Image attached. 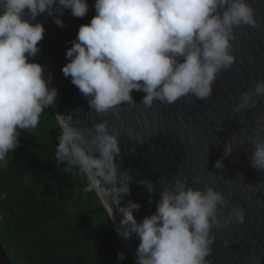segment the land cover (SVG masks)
Masks as SVG:
<instances>
[{
    "label": "clouds",
    "instance_id": "1",
    "mask_svg": "<svg viewBox=\"0 0 264 264\" xmlns=\"http://www.w3.org/2000/svg\"><path fill=\"white\" fill-rule=\"evenodd\" d=\"M66 9L73 17L83 18L89 5L87 0H0V167L7 166L6 157L19 146L21 133L35 129L43 111L53 106L58 96V90L50 87L51 74L45 78L44 68L29 62L41 51L37 45L45 33L42 23L32 22L46 15L58 27H66L57 18ZM94 9L90 24L80 26L71 42L66 52L70 62L62 72L65 78L71 77L96 113L125 102L136 104L133 90L146 93L141 103L149 108L154 101L174 104L189 94L199 100L210 98L218 74L235 63L231 54L234 30L244 25L259 27L255 9L247 0H95ZM259 96H264V81H257L254 89L244 93L233 112L254 107V97ZM59 118L61 134L55 160L66 162L64 171L68 173L71 164L88 174L85 192L99 187L98 178L111 185L103 194L106 201L111 197V204L107 203L112 218V205L122 216L117 235L129 239L136 234L140 240L136 264H210L206 257L215 240L212 228L227 227L234 221L244 223L245 213L238 207H232L223 222L218 218V207L230 206L221 193L211 187L193 189L180 179L161 191L156 212L138 223L133 212L140 204L119 207L121 194H130L132 177L127 173L118 177L114 163L121 151L117 134H109L106 122L99 123L96 136L88 141L82 131L71 126V117ZM261 132L264 128L249 138L253 145L249 163L264 172ZM89 144L99 158L92 148L85 151L82 147ZM131 151L135 154V147ZM231 152L228 143L224 158ZM215 168L222 169V162L217 161ZM139 183L150 195L154 192L152 182ZM117 259L123 261L124 254L118 253Z\"/></svg>",
    "mask_w": 264,
    "mask_h": 264
},
{
    "label": "water",
    "instance_id": "2",
    "mask_svg": "<svg viewBox=\"0 0 264 264\" xmlns=\"http://www.w3.org/2000/svg\"><path fill=\"white\" fill-rule=\"evenodd\" d=\"M247 2L255 9L259 27L244 25L234 30L236 39L231 42V54L236 57L235 63L231 69L218 74L210 98L199 100L189 94L174 104L154 101L149 108L141 103L146 93L133 90L131 96L136 104L128 106L125 102L105 113L91 109L88 100L71 83V77L65 78L62 72L70 62L66 52L76 40L79 27L90 24L96 15L95 0H87L89 11L83 18L73 17L70 9L57 16L66 27H58L46 15H39L32 22L42 23L45 33L37 45L41 51L29 58V62L39 63L44 68L45 78L49 74L53 77L50 87L58 90V96L51 107L60 124L59 116L71 117V126L91 141L96 136L95 125L106 122L109 134L115 132L118 136L121 151L114 158L118 177L123 178V173L132 177L130 194H121L119 207L130 202L140 204L141 208L133 212L140 223L156 212L161 191L180 179L196 190L211 187L229 200L228 208L218 207V218L222 222L232 207L243 209V224L234 221L227 227L212 228L215 240L212 252L206 257L210 264H264V172L249 163L253 151L249 138L264 128V96L254 97V107L233 112L240 97L254 89L257 81H264V0ZM260 135L264 139V132ZM228 143L232 152L224 158ZM82 147L85 151L92 148L99 158L100 154L90 144ZM133 147L135 154L131 151ZM217 161L222 162V169L215 168ZM98 179L97 192L112 218L108 207L111 197L106 201L103 194V189L111 185ZM141 180L153 183L151 195L140 185ZM112 207V220L118 228L122 216L117 206ZM124 241L136 261L140 240L133 234ZM0 264H12L1 241Z\"/></svg>",
    "mask_w": 264,
    "mask_h": 264
},
{
    "label": "trees",
    "instance_id": "3",
    "mask_svg": "<svg viewBox=\"0 0 264 264\" xmlns=\"http://www.w3.org/2000/svg\"><path fill=\"white\" fill-rule=\"evenodd\" d=\"M60 134L46 108L0 167V241L12 264H136L97 189L84 191L88 174L55 160Z\"/></svg>",
    "mask_w": 264,
    "mask_h": 264
}]
</instances>
